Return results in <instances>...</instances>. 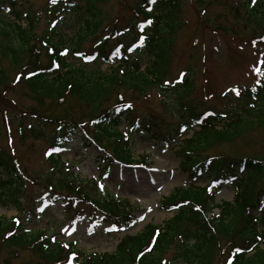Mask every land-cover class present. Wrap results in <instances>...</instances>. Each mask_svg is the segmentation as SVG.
<instances>
[{"label":"trees","instance_id":"1","mask_svg":"<svg viewBox=\"0 0 264 264\" xmlns=\"http://www.w3.org/2000/svg\"><path fill=\"white\" fill-rule=\"evenodd\" d=\"M108 1L81 0L82 6L69 0H57V5L76 10L79 21H83L75 37L69 39L71 49L63 47L67 43L63 39L52 42L50 37L42 40L43 46H37L34 22L23 26L24 19L18 14H13L15 19L10 24L3 21L0 25V80L3 84L7 82L2 67L5 62L21 74V84L26 85L32 98L40 104L47 100L51 104L59 101L64 107V102L70 98L86 108L85 117L98 116L91 121L97 125V132L89 135L85 123L75 124L61 118L65 117L64 111L59 117L53 113L45 116L44 112V123L59 125L50 136L48 163L52 171L45 176L44 195L53 200L60 197L66 205L64 210L76 211L83 220L95 221L100 217L104 223L121 231H129L139 223L128 200L104 196L98 181L75 176L55 154L78 134L101 152L104 163L99 167L102 171H110L115 164L129 169L146 164L145 159L134 160L129 142L133 135H148L155 142L163 139L175 148L182 171L191 179L208 178L212 186L192 183L175 189L160 204L162 210L173 213L172 218L161 228L150 224L140 234L122 237L113 253L85 254L76 249V244L56 241L47 231L29 230V224L22 223L19 217L0 218V247L13 249L9 255L12 253L15 257L21 251L29 252L42 259L43 262L36 264H69L70 259L71 264H214L217 253L225 256L226 264L229 260L232 264H264V160L248 154L242 158L233 156L228 147V143L244 141V134L251 131L249 128L254 122L264 128V71L250 88L236 86L239 95L231 90L234 101L231 110L219 113L209 107L213 106L212 98L202 90V97L209 106L205 104L207 109L200 112L188 94L196 88L197 71L208 72L206 61H203L205 67L199 66L197 70L186 67L179 79H168L177 56L178 32L184 26L181 17L184 1L135 2L132 15L123 21L124 26L109 25L108 34L85 52L82 45L97 37L107 21ZM197 2L202 8L211 5L203 0ZM240 5L230 8L235 20L254 26L256 31L250 41L259 44L264 40V3L244 0ZM219 28L214 31L218 32ZM211 49L216 51L217 47ZM43 50L45 63L41 61ZM89 56L95 58L89 60L86 58ZM100 63L112 65L111 70L88 68L89 64ZM208 78L205 77L203 83H208ZM156 92L165 105L169 122L157 116L147 117L144 112H141L143 117L134 116V109H139L135 105L138 99ZM171 96L179 99L171 101ZM112 98L116 102L108 109L105 106ZM172 103L180 107L178 116L170 108L174 106ZM123 124L127 127L125 133L119 132ZM161 127L165 134L159 132ZM190 132L193 135L188 137ZM105 138L113 142L111 153L101 145ZM15 164L7 152L0 151V205L9 203L19 211L24 205L22 199L27 183ZM226 179L236 188V197L233 201L218 202L216 189L222 187ZM65 191L68 195L62 194ZM95 191L93 195L91 192ZM34 206L41 209L45 203L38 202ZM35 214V210L30 211L28 219ZM220 246L223 249H218ZM237 248L241 251L237 252Z\"/></svg>","mask_w":264,"mask_h":264},{"label":"rangeland","instance_id":"2","mask_svg":"<svg viewBox=\"0 0 264 264\" xmlns=\"http://www.w3.org/2000/svg\"><path fill=\"white\" fill-rule=\"evenodd\" d=\"M69 1L77 2L83 6L81 0ZM137 1L139 0H109L105 8V14L108 16L107 21L103 24L97 37L82 45L83 50L88 52L94 42L108 34L106 30L109 25L116 26L118 23L123 27V21L130 18L131 10ZM182 1L185 3L182 8L184 15L181 16L184 26L178 32L177 47L175 48L177 56L171 65L168 79H179L182 69L186 67L196 70L199 66L205 67L203 65L205 60L208 72L205 74L204 71H197L194 83L196 88L188 94L189 100L195 101V109L200 112L207 109L205 106L207 103L202 97L203 90L205 95L211 97L213 101V106L208 104L207 106L216 108L219 113L222 110H231L234 103L230 96L231 89L236 85L250 88L262 77L264 63L261 62L264 61V40L259 44H253L250 39L253 37V32L256 31L254 26H245L242 20L238 23L235 20L230 8L240 5V3L243 5L244 0H203V2L207 1L211 4L206 8H202L203 6H200L197 0ZM260 1L264 3V0ZM56 3H52V0H0V25L3 21L6 25L10 24L15 19L13 14H18L19 18L24 19L21 23L23 26L34 22L36 31L34 43L37 46H43V39L50 37L52 42H60L63 39L64 42H67L63 47L68 46L71 49L69 39L75 37L83 21H79L78 13L73 8L62 7ZM240 17L243 18V14ZM217 27L220 28L218 32H215ZM215 46L217 47L216 51L210 50ZM41 61L43 63L46 61L44 50L41 53ZM69 62H71L70 59ZM2 67L7 76L5 80L7 82L3 84V81L0 80V151L7 152L11 156L15 165H18L16 167L21 170V175L27 185L25 198L22 199L24 203L22 210L17 211L15 206L9 203L6 206L0 205V218L5 217L9 220L19 217L22 223L29 224V230L47 231L48 234L55 237L56 241L67 244L76 241L78 244L76 249L85 254L113 253L122 237L140 234L150 224L161 228L167 220L172 218L173 213L162 210L160 204L175 189L189 186L192 183L201 187L209 185L208 178L191 179L188 174L182 171L174 153L175 148H171L172 145L167 144L163 139L155 142L148 135L141 133L133 135L129 142L132 144L134 160L137 162L145 159L146 164L133 165L132 169L115 164L110 171H102L99 167L104 163V159L99 155L101 152L96 146L89 145V142L78 134V137L70 139L64 144L65 148L55 154L59 155L58 157L62 159L63 163L69 166L70 172L79 176L80 179L102 180L99 189L104 196L108 194L116 199L128 200L135 210V216L140 220L133 229L125 232L112 229L100 217L96 218L94 224L82 221L76 211L71 213L64 210L66 205L62 201L63 199L57 197L53 200L44 195L43 187L46 185L47 178L45 176L52 171V165L48 163L51 150L49 147L50 136L59 125L46 124L43 118H45L44 112L45 116L53 113L59 117L64 111L65 117L61 116V118H66L69 122L72 120L75 124L85 123L87 133L92 135L96 131L97 125L91 121L98 116L85 117L87 115L86 108L74 103L70 98L64 102V107H61L59 101L57 104H51L47 100L40 104L32 98L26 85L21 84L20 73L15 72L14 68L7 66L5 62ZM97 67L105 72L110 71L112 65L89 64L88 68ZM254 68H259L260 72H255ZM18 77L19 79H17ZM205 77H209L208 83H203ZM15 80L20 81L15 82ZM225 94L227 95L225 96ZM160 98V94L156 92L138 99L135 105L139 106V109L138 107L134 109V116L143 117L141 112H144L147 117L157 116L158 119L167 122L169 116H166L165 105ZM169 99L177 102L179 98L171 96ZM115 102L112 98L105 107L109 109ZM172 104L174 106L170 108L174 113L177 116L181 114L180 107L176 108V103ZM176 115L173 116L177 117ZM164 127H161L160 130ZM249 129L251 131L244 134V141L237 140L228 143V147L233 151V156L242 158V156L253 155L254 158L259 157L264 160V128L254 122ZM160 130L159 132L165 134L163 130ZM126 131L125 124L120 126L119 132L125 133ZM192 135L190 132L189 137ZM112 143V140L105 138L101 145L107 149L108 153H111ZM0 178L2 177L0 176ZM235 191L233 184L227 181L218 191L217 201H233L236 196ZM91 193L96 195L97 191ZM62 194L68 195L66 191ZM38 202L45 203V207L41 209L35 207L34 205ZM86 208L88 209L87 205ZM34 210L37 214L29 220L28 213ZM141 216L144 217L143 220L140 219ZM218 249L223 248L220 246ZM12 250L0 247V264L43 262L39 257L25 251L19 252L18 257L13 256L12 253L10 256L9 252ZM214 260V264H226L225 256H220L219 253H217V259L214 258Z\"/></svg>","mask_w":264,"mask_h":264},{"label":"snow or ice","instance_id":"3","mask_svg":"<svg viewBox=\"0 0 264 264\" xmlns=\"http://www.w3.org/2000/svg\"><path fill=\"white\" fill-rule=\"evenodd\" d=\"M56 2H57V0H52V3H56ZM155 2H156V0H151V3L154 4ZM252 3L255 4V3H256V0H252ZM148 10L151 11V9H148ZM148 23H151V21H148ZM129 50H131V49H129ZM66 51H67V50H66ZM77 55H82V54H81V53H77ZM86 58L89 59V60H91V59H94L95 57H91V56H89V57H86ZM261 63H264V61H262ZM253 70H254L255 72H260V69H259V68H254ZM181 75L183 76V74H181ZM17 79H19V77H18ZM233 91H235L236 94L239 95V90H237V89H233ZM149 211H151V209H149ZM140 219L143 220L144 217L141 216ZM16 222L19 223V220H17ZM65 247H67V245H65ZM236 251H237V252H240L241 249L237 248ZM142 255H143V254H142ZM69 264H71V259L69 260ZM227 264H232V261L229 260V261L227 262Z\"/></svg>","mask_w":264,"mask_h":264}]
</instances>
